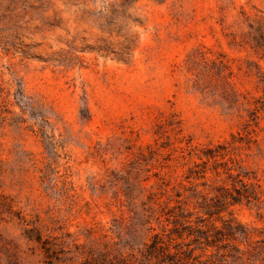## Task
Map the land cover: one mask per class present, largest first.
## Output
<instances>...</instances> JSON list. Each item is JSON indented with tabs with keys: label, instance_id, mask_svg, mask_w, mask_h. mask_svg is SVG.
<instances>
[{
	"label": "rangeland",
	"instance_id": "obj_1",
	"mask_svg": "<svg viewBox=\"0 0 264 264\" xmlns=\"http://www.w3.org/2000/svg\"><path fill=\"white\" fill-rule=\"evenodd\" d=\"M180 209L264 264V0H0V264L172 250Z\"/></svg>",
	"mask_w": 264,
	"mask_h": 264
},
{
	"label": "trees",
	"instance_id": "obj_2",
	"mask_svg": "<svg viewBox=\"0 0 264 264\" xmlns=\"http://www.w3.org/2000/svg\"><path fill=\"white\" fill-rule=\"evenodd\" d=\"M173 216L176 225L173 227L172 231L175 232L176 236L181 240L173 244L172 250L164 242L165 238L167 240L168 238H172V232H165V225H162L163 232L153 234L151 243L145 245V253H143L142 258H138L134 255L127 257L123 253L113 256L107 254L102 259L88 264H225L224 262L218 261L220 260L219 256L213 258L214 254H206L203 251L204 248L208 246H215L219 255L223 257V260L226 259V255L231 259L237 258L235 253L238 249L228 247L232 252L225 253V245H223L226 236L228 238H233L236 232H243L241 229L237 228V225L234 226L231 223H226L223 227L225 232L222 228L214 229L213 226V232H211L210 227L204 229L197 223L195 225L191 224L188 212L184 213L183 209H180L178 213ZM185 238H189V240L186 241ZM191 243H195V247L190 246ZM197 247L201 248V253H195ZM220 250H222V252Z\"/></svg>",
	"mask_w": 264,
	"mask_h": 264
}]
</instances>
